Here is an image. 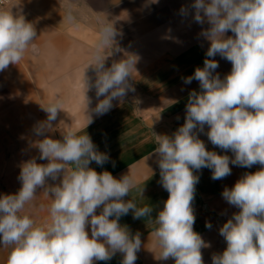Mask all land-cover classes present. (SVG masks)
I'll list each match as a JSON object with an SVG mask.
<instances>
[{
    "label": "clouds",
    "instance_id": "9594fccd",
    "mask_svg": "<svg viewBox=\"0 0 264 264\" xmlns=\"http://www.w3.org/2000/svg\"><path fill=\"white\" fill-rule=\"evenodd\" d=\"M192 7L195 21L203 24L206 20L210 25L201 32L210 42L207 57L218 54L231 62L232 68L221 79L213 75L218 62L205 59L203 68L185 78V83L199 81L201 91L189 94L183 126L171 137L154 134L160 182L169 193L154 220L157 227L152 235L161 250L157 259L203 264L201 249L210 245L193 228L192 203L199 180L193 170L212 169V179L218 180L231 174L230 163L242 167L258 163L260 170L245 173L233 188L222 193L240 211L220 228L227 247L222 254L213 255L212 264H264V0H195ZM181 12L187 15L188 10L182 8ZM66 19L75 24L70 10ZM229 31L234 35L226 36ZM118 35L112 22L102 23L87 65L95 70L94 83L83 75L85 109L91 103L86 95L91 88H95L97 98L104 97L92 110L97 115L107 113L113 100L135 91L129 83L136 71L135 54H125L105 67V53L121 51ZM36 38L34 25L24 16L0 10V72L10 64L18 65ZM42 108L47 120L38 123L34 131L44 138L35 146L39 159L48 163L38 164L35 158L25 162L18 193L0 198V243L10 248L6 264H94L110 260L118 252L123 254L122 264H135L142 244L140 233L132 235L119 220L130 210L134 219L150 217L152 212L150 206L137 207L134 201L124 200L136 187L135 177L126 174L116 179L108 171L98 173L89 167L93 161L103 165L109 157L97 150L84 131L80 134L68 127L62 131V140L49 138L45 134L63 110L62 101L57 98ZM92 122L87 116V125ZM204 125L209 126L210 142L231 150L234 159L206 150L195 131L203 132ZM61 174L60 184L46 187L47 178L56 180ZM41 187L47 195L52 194L47 227L37 226L29 215L20 214ZM97 209H102L98 215ZM206 227L211 228V224L206 223Z\"/></svg>",
    "mask_w": 264,
    "mask_h": 264
},
{
    "label": "crops",
    "instance_id": "0c3cea01",
    "mask_svg": "<svg viewBox=\"0 0 264 264\" xmlns=\"http://www.w3.org/2000/svg\"><path fill=\"white\" fill-rule=\"evenodd\" d=\"M195 0H12L3 10L22 15L32 23L37 38L30 45L18 65L10 64L0 72V198L18 193L22 187L19 179L22 165L39 159L35 142L44 136L35 134L38 123L47 120L43 106L59 98L62 108L49 138L62 140V131L68 127L90 136L99 152L109 159L89 167L102 173L110 172L120 179L130 174L136 179L124 200H132L137 207L150 206V217L133 218V211L120 218L121 226H127L132 235L140 233L141 248L135 264H175V260L157 259L160 249L152 235L154 223L163 209L169 193L161 184L158 154L155 153V135L173 134L183 126L186 105L192 91H201L199 81L185 78L194 76L196 68H203L205 59H214L219 67L213 75L221 79L231 72V62L220 55L207 57L210 42L201 35L199 23L194 19ZM188 10L187 15L181 12ZM69 10L75 24L67 21ZM112 22L120 33L116 37L120 52L107 55L105 67L135 54L136 71L129 79L135 91H128L123 99L112 101V108L103 115L92 111L99 100L95 88L86 92L91 103L85 109L83 75L90 82L96 73L91 60L102 23ZM87 67V68H86ZM86 68V69H85ZM85 69V71H84ZM87 116L92 123L87 125ZM87 125V126H86ZM206 150L234 159L231 150L214 146L208 139L209 126L204 131L195 130ZM155 134V135H154ZM231 174L223 179H212V169L193 170L199 177L195 185L192 203L195 215L194 231L201 235L209 247L201 249L203 264H212L214 254H222L227 242L220 235V228L239 208L230 205L222 196L225 188L231 189L245 173H255L260 164L242 167L230 163ZM70 167V166H69ZM46 179V187L60 184ZM52 194L45 188H37L36 197L26 204L21 215H29L37 226L51 223L49 207ZM102 209H97V215ZM111 219V218H110ZM211 224V228L206 227ZM86 230L91 236V226ZM10 248L0 243V264H6ZM123 254L116 253L110 260L94 261V264H122Z\"/></svg>",
    "mask_w": 264,
    "mask_h": 264
},
{
    "label": "rangeland",
    "instance_id": "374dc122",
    "mask_svg": "<svg viewBox=\"0 0 264 264\" xmlns=\"http://www.w3.org/2000/svg\"><path fill=\"white\" fill-rule=\"evenodd\" d=\"M209 27H210V25L208 24V22L206 20H205V22L203 24H200L199 23V30H200V32H202L203 30L208 29ZM233 35L234 34L231 31H229V32L226 33V36H233Z\"/></svg>",
    "mask_w": 264,
    "mask_h": 264
},
{
    "label": "built area",
    "instance_id": "2783aa9c",
    "mask_svg": "<svg viewBox=\"0 0 264 264\" xmlns=\"http://www.w3.org/2000/svg\"><path fill=\"white\" fill-rule=\"evenodd\" d=\"M12 0H0V10H3Z\"/></svg>",
    "mask_w": 264,
    "mask_h": 264
}]
</instances>
